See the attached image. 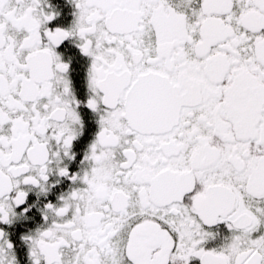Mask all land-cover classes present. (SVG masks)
I'll use <instances>...</instances> for the list:
<instances>
[{"label": "snow or ice", "instance_id": "obj_1", "mask_svg": "<svg viewBox=\"0 0 264 264\" xmlns=\"http://www.w3.org/2000/svg\"><path fill=\"white\" fill-rule=\"evenodd\" d=\"M0 264H264V0H0Z\"/></svg>", "mask_w": 264, "mask_h": 264}]
</instances>
